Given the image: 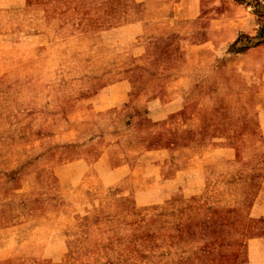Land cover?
I'll return each mask as SVG.
<instances>
[{"label":"rangeland","instance_id":"obj_1","mask_svg":"<svg viewBox=\"0 0 264 264\" xmlns=\"http://www.w3.org/2000/svg\"><path fill=\"white\" fill-rule=\"evenodd\" d=\"M235 1L250 7L264 41V0ZM33 19L34 12L28 9L26 34L17 33L14 27L0 54V264H135L145 260L150 264H259L252 254L260 244L251 243L264 237V219L254 213L258 204H264V178L258 163L245 164L239 158L226 164L205 163L201 179L205 194L193 201L207 206L210 215L199 221L179 219L178 197L164 205L138 207L134 196L128 194L130 183L109 188L94 169L67 166L70 159L82 155L69 142L98 135L92 123L105 128L101 135L110 133L104 137L102 149L112 140L113 130L120 136L127 134L132 109L96 115L86 101L110 81L82 80L114 72L121 75L129 68L121 65L125 57L122 46L115 49L116 58L110 57L112 52H107L108 47L96 35L75 38L65 32L67 17L52 20L56 32L34 53ZM46 23L41 19L42 27ZM243 49L234 46V55ZM232 77L239 81L227 87L243 89L244 110L264 111V80L254 84ZM205 91L206 96L224 93L226 84L208 83ZM52 102L59 108L57 114L50 111L53 116L46 119L33 113L53 110ZM242 103L240 99L237 104L236 99H217L215 104L205 97L196 102V113L184 125L176 123L177 116L170 118L168 123L175 127L167 133H176L180 140L173 144L174 136L170 137L172 159L164 175L187 166V157L199 154L208 159L214 140L239 134L243 110L238 108ZM144 104L136 99L130 107L141 115ZM230 107L232 111L227 113ZM140 120L142 144L134 149L136 158L155 128L143 114ZM168 123L162 127L167 128ZM246 151L255 158L256 144ZM140 184L142 180L134 181L132 189ZM176 235V244H171ZM137 236L148 242L135 243ZM132 244L139 251L150 247L154 251L130 254Z\"/></svg>","mask_w":264,"mask_h":264},{"label":"crops","instance_id":"obj_2","mask_svg":"<svg viewBox=\"0 0 264 264\" xmlns=\"http://www.w3.org/2000/svg\"><path fill=\"white\" fill-rule=\"evenodd\" d=\"M28 9L34 12L31 34L34 53L41 51L43 40L51 39L55 31L54 24H50L52 20L67 17L69 26L65 32L74 34L75 38L96 35L108 47L107 52H112L110 57L116 58L114 51L122 46L125 57L121 65L129 68L123 69L121 75L114 72L107 77L82 80L110 81L86 101L96 115L128 113L132 109L127 134L120 136L114 133L116 129L113 130L112 140L102 149V141L110 133L105 131L101 135L105 128L100 123H92L98 135L70 141L68 145L80 149L82 155L70 159L67 166L94 169L100 181L109 188L130 183L128 194L134 196L138 207L160 206L178 197L176 211L183 221L209 218L207 206L193 201L205 194L201 182L205 163L226 164L237 158L245 164L256 162L264 178V111L244 110L242 99L246 94L243 89L227 87L239 81L233 75L254 84L264 80V41H261L259 24L250 7L235 0H0V54L4 52L2 43L6 35L13 34L14 27L17 33L26 34L24 19ZM41 19L49 24L42 27ZM234 46L244 49L234 55ZM228 58L232 59L227 61ZM215 82H224L226 91L206 96V84ZM205 97L215 104L217 99H236V104L241 100L238 108L243 110L240 133L214 140L208 159L199 154L187 157V166L180 167L172 175H164V168L172 159L169 143L174 135L167 132L175 125L168 123L170 118L177 116L176 123L184 125L196 113V102ZM136 99L145 103L143 119L155 126L137 158L134 149L142 144L138 124L142 114L137 115L130 107ZM50 105L53 110H33V113L48 119L50 111L57 114L58 108L55 102ZM227 109V113L232 111L231 107ZM165 123H168L167 128L162 127ZM178 139L175 133L173 144ZM254 143L257 151L255 158H251L246 148ZM151 144L153 147H149ZM138 180H142V185L133 190L132 183ZM254 213L257 218L264 219V204H258ZM135 240L138 244L146 241L138 236ZM175 240L177 242V235L171 244H176ZM251 241L253 245L260 244L252 255L259 264H264V237ZM149 249L139 251L132 244L130 254H151L154 248ZM135 264L150 263L145 260Z\"/></svg>","mask_w":264,"mask_h":264}]
</instances>
